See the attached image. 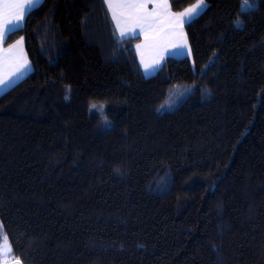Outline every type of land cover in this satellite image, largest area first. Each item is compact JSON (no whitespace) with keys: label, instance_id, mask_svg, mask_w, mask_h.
<instances>
[{"label":"trees","instance_id":"obj_1","mask_svg":"<svg viewBox=\"0 0 264 264\" xmlns=\"http://www.w3.org/2000/svg\"><path fill=\"white\" fill-rule=\"evenodd\" d=\"M205 0L145 76L104 0H42L0 94V227L21 264H264V0ZM196 0H169L181 12ZM92 105L103 106L101 110Z\"/></svg>","mask_w":264,"mask_h":264},{"label":"snow or ice","instance_id":"obj_2","mask_svg":"<svg viewBox=\"0 0 264 264\" xmlns=\"http://www.w3.org/2000/svg\"><path fill=\"white\" fill-rule=\"evenodd\" d=\"M6 2L8 7L15 11L6 14L0 8V44L3 43L9 32L20 26L28 11L37 6L40 0H6ZM104 4L111 13V19L115 25L114 34L118 32L121 38L135 37L138 35L136 31L138 28L139 34H143L145 40L151 41L153 46H158L161 41L170 37H176L181 42L174 44L173 49L180 51L187 48V39L183 32L184 25L190 24L206 7L205 0H196V3L181 12H171L169 0H104ZM149 4L152 5L151 10L148 9ZM254 7L255 0H242L241 13L244 14L246 10ZM22 39L17 40L7 51L14 53L21 45ZM136 47L139 51L141 45L138 44ZM188 55H191L190 49H188ZM162 59L163 55L160 56V59L154 60L151 65H146L141 58V64L145 71H148L158 67ZM4 63L5 57L0 54V86L3 87L11 82L12 77H17L29 67L27 60L23 59L22 63L14 64L13 70L6 77L2 72ZM92 107L95 108L96 105H92ZM11 251L8 237L0 227V264H4L3 257ZM15 264H21V261L17 259Z\"/></svg>","mask_w":264,"mask_h":264},{"label":"rangeland","instance_id":"obj_3","mask_svg":"<svg viewBox=\"0 0 264 264\" xmlns=\"http://www.w3.org/2000/svg\"><path fill=\"white\" fill-rule=\"evenodd\" d=\"M41 1L42 0H40V2ZM255 7H256V3H255ZM0 8H2L3 11L6 14L15 11L14 9L8 7V4H7L6 0H0ZM204 9L205 8H203V10ZM23 24H24V20L21 22L20 26L18 28L14 29L13 31H15V30L19 29L20 27H22ZM113 26L115 28V25L114 24H113ZM136 31H139V29L137 28ZM183 32L185 34L184 28H183ZM116 34H117V36L119 38H121L119 36V33L118 32ZM185 36H186V34H185ZM6 38L3 41V43L0 44V54H3L4 57H5V63H4L3 68H2L3 74L7 77L9 75V73H11V71L13 70L14 64L15 63H22L23 62V59H26L27 60V63L29 65V67L27 68V70H24L22 72V74L18 75L17 77H12L11 78V82L6 87L0 86V94L2 92H4L5 90H7L8 88H10L11 86H13L14 84H16L17 82H19L21 79H23L25 76H27L30 73V71L32 70L31 64H30V62H29V60L27 58V55H26V52H25V49H24V39H22L21 45L15 50L14 53H9L7 51L11 45H14L17 40H21V38H23V37L22 36L21 37H18L17 39H15L14 41H12L11 43H8V44L5 43ZM144 39H145V36H144ZM179 43H180V39L179 38H176V37H170L168 39H165V40L161 41L158 46H153V44H152L151 41L144 40V42H143V48H144V50L150 48L151 49L150 50L151 52H154V53H156L157 56H159L160 55L161 48H163L164 50L165 49H168V48H173V45L174 44H179ZM186 49H190L189 48V45H188V42H187V48H184L182 51H180V50L175 51L174 52V55H176V57H186V56H188L189 59L192 61V56L191 55H188V51L185 52ZM156 59H160V58H156ZM143 60L145 61L144 63H146V62L149 63V61L147 59L143 58ZM161 64L162 63L160 62V64H159L158 67H160ZM149 65H150V63H149ZM158 67H155L154 68L155 70H153V71H145L144 70L145 76H149V75L154 74L156 72V70H158ZM102 108H104V107H102ZM102 108H101V106H97L96 107V109H99V110H101ZM17 259L18 258L11 256L10 253L6 254L5 257H3L4 264H15V261Z\"/></svg>","mask_w":264,"mask_h":264},{"label":"crops","instance_id":"obj_4","mask_svg":"<svg viewBox=\"0 0 264 264\" xmlns=\"http://www.w3.org/2000/svg\"><path fill=\"white\" fill-rule=\"evenodd\" d=\"M41 3V2H40ZM106 6V5H105ZM151 8H152V5L151 4H149L148 5V9L149 10H151ZM106 9H107V6H106ZM107 11H108V9H107ZM108 13H109V11H108ZM109 16H110V18H111V13H109ZM112 20V19H111ZM112 23H113V21H112ZM114 24V23H113ZM184 28V27H183ZM137 33H138V35L137 36H139L140 37V41L136 44V45H141V48H140V50L138 51L137 50V47L135 46V50H136V55H137V57H138V61H139V64H140V66H141V69H142V71H143V74H144V70H145V68H144V66L141 64V58H145V59H147L148 61H149V63H150V65L153 63V61L154 60H156V58H160V56L161 55H163V59H162V61H160L161 63L164 61V59L166 58V57H168V56H172V57H176V55H174V52L175 51H177V50H174L173 48H168V49H163V48H161V50H160V55L159 56H157L156 55V53H154V52H151L150 50V48L149 49H146V50H144V48H143V42H144V35L143 34H139V31H137ZM129 37H132V36H129ZM187 39V38H186ZM180 42H181V40H180ZM188 51V49H186L185 50V52H187ZM145 62V61H144ZM149 63L148 62H146V63H144V64H146V65H149ZM159 68V67H158ZM153 70H155V69H149L148 71H153ZM145 75V74H144Z\"/></svg>","mask_w":264,"mask_h":264}]
</instances>
